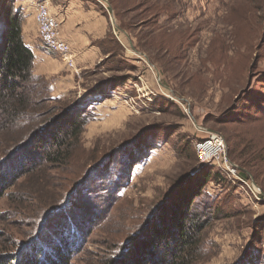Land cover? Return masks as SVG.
Masks as SVG:
<instances>
[{
	"label": "rangeland",
	"instance_id": "rangeland-1",
	"mask_svg": "<svg viewBox=\"0 0 264 264\" xmlns=\"http://www.w3.org/2000/svg\"><path fill=\"white\" fill-rule=\"evenodd\" d=\"M22 1L13 0L14 6ZM107 1L109 5L101 0L110 9V0ZM2 2L0 0V4ZM160 2H174L168 4L171 11L177 13L169 19L171 11H168L158 18L160 33L155 34L161 35L158 40H163L166 32L179 33L182 37L185 32L195 33L197 40L180 59L164 56V53L156 56L155 50L147 52L159 67L164 86L172 94L165 90L167 96L159 99L165 104L162 106L159 102L155 105L157 108L150 106L148 100L139 103L138 97L128 98L132 113L108 111L113 104L107 101L101 118L97 119L101 123L86 126L82 138L85 153L80 157L79 167L66 168L65 172L51 169L43 179L28 175L11 186L0 200V252L17 255L22 251L30 253L32 248L44 250L46 242L59 249L72 248L66 264H110L112 261L118 264V257L127 251L126 244L137 238L158 206L168 199L165 194L173 183L196 167V141L206 137L208 130L226 140L220 131L222 125L214 119L223 122L227 117L242 115L244 118L264 107V0ZM112 14L110 12V17ZM133 15L136 13H129L128 18ZM150 16L135 18L130 30L134 37L151 31V27L145 25ZM143 22L146 23L143 25ZM146 61L150 63L148 57ZM145 70V67L140 69V73L146 77ZM173 94L178 98H167ZM167 102L170 103L167 105ZM230 107L233 113H227ZM106 112L115 113L117 117L107 121ZM145 129L139 139L141 145L134 141L127 144L134 148L119 147ZM15 134L6 137L0 133V175L3 169L27 165L24 153L13 154L16 143L8 144V138L14 139ZM226 142L228 155L229 143ZM147 147H150L148 151ZM142 153L145 159L140 157L135 161ZM228 160L231 161L229 156ZM134 163L138 164L133 167L127 184L128 170ZM79 171L86 174L77 185V195L75 193L60 214L48 218L49 208L54 203L63 206L65 192L76 188L75 185L70 188L71 181ZM224 176L227 180L223 183L230 186L210 184L208 190L216 199L210 203L202 196L194 206L200 208L197 209L199 214L204 215V207L209 210L204 215L209 225L203 236L204 248L196 264H240L244 258L264 257V198L252 201L246 187L243 189L240 182ZM111 182L122 186V191L117 190L121 191L119 197L117 191L111 192ZM104 185L107 188H102ZM186 185L185 182L184 189ZM72 222L78 225L77 231H72ZM73 242L78 244L75 250L70 246Z\"/></svg>",
	"mask_w": 264,
	"mask_h": 264
},
{
	"label": "trees",
	"instance_id": "trees-1",
	"mask_svg": "<svg viewBox=\"0 0 264 264\" xmlns=\"http://www.w3.org/2000/svg\"><path fill=\"white\" fill-rule=\"evenodd\" d=\"M93 1L100 11L108 13L107 8L96 0ZM110 3L124 30L133 29L135 18L142 19L146 15H151L150 20H146L147 24H145L151 27V31L142 32L138 36V44L142 49L155 50L156 56L164 53V56L170 55L173 59H180L190 47L197 43L196 34L186 32L184 37L179 33L167 34L166 32L163 34V40H158L161 36H156L160 33L158 18L163 13L171 11L169 4L161 6L153 0H110ZM14 5L13 0H3L0 4V133L6 137L16 133L14 139L8 138V144L16 143L13 145L17 147L13 154L16 151L24 153L27 165L22 168L20 166L6 169L8 174L5 169L2 170L0 200L11 186L28 175L43 179L51 169L65 172L66 168L79 167L80 157L82 153H85L82 146L83 134L86 126L96 116L95 100L77 102L54 98L51 83L34 73V53L23 39L25 12L21 5ZM129 13H136V15L128 18ZM146 22H143V25ZM175 40L181 42H174ZM114 48L116 55H119L121 51L119 44L116 43ZM159 102L162 106L165 104L163 100ZM230 109L233 108H227V113H233ZM214 121L222 125L220 131L226 137L225 141L229 143L228 156L238 165L241 177L245 180H254L264 193V107H260L257 114H247L244 118L239 115L227 117L222 120L223 122L219 119ZM146 129L138 132L126 144L119 147L131 148L133 145L127 146V144L134 141L141 145L142 141L139 139ZM17 139L19 142H16ZM146 149L148 151L150 147ZM194 152L198 162L194 170L181 175L173 183L174 185L165 194V198L168 199L158 206L159 209L157 208L158 210L151 216L149 224L143 226L137 238L126 244L127 251L118 257V264H196L198 262L204 248L203 236L209 227L204 215L205 211L209 210L203 206L204 215L199 214L197 209L200 208H194V206L198 204L202 196L207 197L210 203L216 199V196L208 190L211 183H217L220 186H230V183H223L227 178L220 169L211 164L204 165L199 162L195 146ZM145 154L142 153L135 158V161L140 157L145 159ZM136 164L138 163L132 164L128 170L127 184L130 183L129 177ZM14 170L15 173L12 172ZM79 172H77L78 176L71 181L70 188H76L65 192L63 206L61 203L59 205L54 203V206L49 208L50 211L46 213L48 218L56 213L60 214L65 205L71 203L78 183L86 174V172L84 175L82 171ZM69 173L72 174V171L70 170ZM185 182L187 185L184 189ZM111 184V192L118 189L122 191V186L120 188V185L118 186L115 182ZM102 188L107 186L104 185ZM106 190L108 189L100 191ZM121 191L116 192L117 197ZM71 226L72 231H77V224V229L73 222ZM67 232H70V229ZM1 237L0 234V239ZM43 244L45 251L32 248L30 253L22 251L17 255L0 252V264H66V258L70 257L72 248L65 246L64 249H59L46 242ZM77 245L73 242L70 246L75 250ZM130 248H132L131 253L127 256ZM247 260L244 258L240 264H245ZM262 262H264L263 256L248 260L247 264H262ZM110 264L116 263L112 261Z\"/></svg>",
	"mask_w": 264,
	"mask_h": 264
},
{
	"label": "crops",
	"instance_id": "crops-1",
	"mask_svg": "<svg viewBox=\"0 0 264 264\" xmlns=\"http://www.w3.org/2000/svg\"><path fill=\"white\" fill-rule=\"evenodd\" d=\"M44 1L58 18L62 37L71 45L77 69L80 71V75H76L60 61L57 54L47 49L41 42L34 10L28 4L29 0H23L20 3L26 17L23 25V39L34 53V73L51 83L54 98L77 102L95 100L96 121L91 122L94 124L101 123L97 119L101 118L99 116L103 114V107L107 101L113 104L108 107V111L115 109L117 113L131 112L127 104L128 98L138 97L139 103L148 100L150 106H155L159 99L167 96L165 90L172 92L164 86L159 67L147 54L151 50L142 49L138 44V36L134 37L132 31L121 27L120 22L113 18L114 11L111 6L108 9L101 0H96L109 10L105 14L93 0ZM153 1L161 6L168 3L174 4V2L172 4V2L161 3L160 0ZM176 13V11L171 12L169 19ZM116 43L121 48L119 55L114 52ZM134 56L136 59H132ZM146 57L150 59L151 64L146 61ZM141 65L146 68L144 73L147 78L140 73V69L144 68H141ZM167 98L172 100L178 97L173 94L172 97ZM106 113L109 118L107 121L117 117L115 113ZM261 197L264 198L263 195Z\"/></svg>",
	"mask_w": 264,
	"mask_h": 264
},
{
	"label": "built area",
	"instance_id": "built-area-1",
	"mask_svg": "<svg viewBox=\"0 0 264 264\" xmlns=\"http://www.w3.org/2000/svg\"><path fill=\"white\" fill-rule=\"evenodd\" d=\"M29 4L34 10L38 37L41 42L47 49L57 54L60 61L67 68L72 70L76 75H80V71L76 66L74 51L71 45L62 37L59 20L47 2L44 0H29ZM172 100L175 99L172 98ZM134 103L137 104L136 101ZM132 109L137 108L133 107ZM185 111L189 112L186 108ZM195 151L201 164H211L233 180L240 182L241 188H247L246 192L252 201L261 199L259 189L254 187L251 180L243 179L240 175L239 167L228 160L227 143L221 135L209 132L206 137L196 141Z\"/></svg>",
	"mask_w": 264,
	"mask_h": 264
},
{
	"label": "water",
	"instance_id": "water-1",
	"mask_svg": "<svg viewBox=\"0 0 264 264\" xmlns=\"http://www.w3.org/2000/svg\"><path fill=\"white\" fill-rule=\"evenodd\" d=\"M103 1H104L105 3L108 4V1H107V0H103ZM108 5H109V4H108ZM208 132H211V131L208 130ZM251 181H252L254 187H256L257 189H259L260 193H261L262 195H264V193L261 191V189L259 188V186L254 182V180H251Z\"/></svg>",
	"mask_w": 264,
	"mask_h": 264
},
{
	"label": "bare ground",
	"instance_id": "bare-ground-1",
	"mask_svg": "<svg viewBox=\"0 0 264 264\" xmlns=\"http://www.w3.org/2000/svg\"><path fill=\"white\" fill-rule=\"evenodd\" d=\"M262 195V194H261Z\"/></svg>",
	"mask_w": 264,
	"mask_h": 264
}]
</instances>
